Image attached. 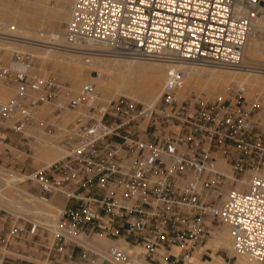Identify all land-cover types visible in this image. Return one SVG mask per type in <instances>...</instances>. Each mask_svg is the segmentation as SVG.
<instances>
[{"label": "built area", "instance_id": "2783aa9c", "mask_svg": "<svg viewBox=\"0 0 264 264\" xmlns=\"http://www.w3.org/2000/svg\"><path fill=\"white\" fill-rule=\"evenodd\" d=\"M263 14L264 0H75L54 42L85 55L170 65L154 105L124 96L104 101L91 83L73 95L35 74L32 55L15 52L9 63L0 57V80L16 90L0 103V140L6 131L25 135L44 106H55L58 116L79 114L62 142L66 157L30 177L42 201H62L48 259H100L84 240L101 235L114 242L102 264H193L224 225L237 253L264 264L260 104L248 102L246 85L214 102L179 97L189 67L247 70L246 44ZM30 224L32 234L51 233ZM22 230L9 231L4 249ZM9 259L0 253V264Z\"/></svg>", "mask_w": 264, "mask_h": 264}, {"label": "bare ground", "instance_id": "6f19581e", "mask_svg": "<svg viewBox=\"0 0 264 264\" xmlns=\"http://www.w3.org/2000/svg\"><path fill=\"white\" fill-rule=\"evenodd\" d=\"M3 1L5 0H0V34L8 33L10 37H0V50L8 54L14 49L20 53L27 52L37 58L41 64L38 71L40 76L48 78V67H51L54 72L59 71L58 78L70 82V91L73 95H78L83 84L88 80L89 83L98 85L102 99H104L103 96H109L111 99L124 96L146 105H154L159 101L166 75L172 68L170 65L155 61L109 57L99 52L85 55V53L71 50L54 42L57 36L65 33L62 27L70 21L75 0H56L53 8L48 6L50 0H23L22 3L17 0L15 2ZM11 27H14L13 31ZM243 63L248 68L247 70L189 67L185 88L180 93V99L189 98L192 91H197L198 94L205 92L208 95L219 93V96L223 97L227 91L241 85L248 87V98L253 96L255 100V97L264 96V14L259 18L255 32L247 41ZM86 70H97L100 77L87 76ZM11 91L13 90L0 85V103L3 98L5 102L8 96L16 92V90L14 93ZM47 113L48 110L43 109L39 115L43 116ZM75 114L70 115V112L69 115L64 114L63 120L59 122L61 136L65 137L68 124L76 122ZM26 135L36 139L37 148H34L37 150L36 159L43 163V167L66 157L67 150L62 145L63 141L57 142L53 134H46L43 129L39 128V125L27 128ZM218 166L222 171L229 170L224 162H219ZM24 180L26 177L7 174L0 170V206L16 215H23L24 218L26 216L30 221L44 225L51 230L53 239L62 211V201L54 198L50 202H44L26 190L20 191L22 195L19 198L14 191L19 190L18 185ZM216 229L213 237L191 259L194 264H225L221 256L216 257L209 251L237 253L233 247L228 227L223 226L221 230ZM113 243L101 235H95L91 240H84L86 246L100 254L101 258L98 263L96 262L97 264H102L104 253ZM202 253L211 254L214 261H202L200 259ZM236 256L238 259L234 264H257L244 254L238 253ZM137 264L146 263L138 260Z\"/></svg>", "mask_w": 264, "mask_h": 264}, {"label": "rangeland", "instance_id": "374dc122", "mask_svg": "<svg viewBox=\"0 0 264 264\" xmlns=\"http://www.w3.org/2000/svg\"><path fill=\"white\" fill-rule=\"evenodd\" d=\"M9 1L15 2L16 0H5L3 2H9ZM17 1H20L21 3L23 2V0H17ZM55 5H56V0H50L49 1L48 6L50 8H53ZM66 27H67V24L65 23V24H63L62 29L65 30ZM13 50H11V53H8V54H6L5 51L0 50L1 59L3 58L2 60L4 61L7 58L4 61L5 63H9L12 59L13 53L17 52L15 50L13 52ZM23 53L29 54L27 52H23ZM34 59H35L34 60L35 61V66H34L35 74L39 75L38 71L41 68V64L37 58H34ZM152 62H154V61H152ZM155 62H157V61H155ZM48 71H49L48 78H51V79H53V80H55V81H57L63 85H66L69 88L71 87V84L69 81H62L61 79L58 78V74L60 73L59 71L54 72L53 69H51V67H48ZM94 71H97V70H86V75L87 76L91 75L93 77H96ZM2 84H4V85H2ZM86 84H89L88 80H87V82H85L83 84V86ZM0 85L4 88L6 87L9 89H12L13 90V91H11L12 93H14V91H15L14 88L11 85H9L6 81L0 80ZM97 87H98V85H97ZM233 90H234V88L230 91H227V94L225 96H223V98L224 99L228 98L231 95ZM15 93L11 94L10 96L16 95ZM10 96L7 97V99H6L7 101L13 97V96L12 97H10ZM219 97H220L219 93H216V95L215 94L208 95L205 92L198 94L197 91H192L188 99H190V100H193V99L198 100L199 99L205 103H208V102H214ZM252 97H249L252 100H250L248 98V102H250V103L258 102L260 104V108L258 109L260 114L258 117L261 119V121H264V96L255 97V100L257 99V101H255ZM103 98H104V101H106V99L107 100L111 99V98H109V96H103ZM4 99L5 98H3L1 100V103H4ZM6 100H5V102H6ZM46 107H48V108H46ZM43 109L48 110V113L43 115V116L38 115L35 118L34 122L32 123L31 127H35V126L39 125V128L41 130L43 129V131L46 134H49V135L53 134L52 136L57 142L64 141V139L67 138V135L70 133L71 128L75 125L76 122H74L73 124H72V122L70 124H68L67 130H66L67 135L65 134V137L61 136V134H60L59 129H61V128L59 126V122L63 120L65 113H67V115H69V112H70V115H72V113L73 114H75V113L71 112V111H67L64 114H62L61 116H58V113H56L57 108L55 106H50V105L44 106L42 108V110ZM49 111H50V113H49ZM76 114L78 115L77 112H76ZM76 114L74 116H75V118L78 119L79 115L76 116ZM57 121H58V123H57ZM57 132H58V135H57ZM59 136H61L62 138ZM3 137H5V138L7 137L8 139L4 142L0 141V170L6 172L7 174L12 173V174H16L19 176L26 177V180L19 183V185H18L19 190L14 191V194L20 198L22 195V193L20 191L26 190L30 194H32L36 197H39V190L36 187V185L30 179V177H32L37 171H39L40 169L43 168V163L41 161H37V159H36L37 150L34 149V148H37L36 144H35L36 139L33 137H30V136H27L26 134L21 135V134H16V133L11 132V131H6L3 135ZM30 223H35V222L32 220L30 221V219L27 218L26 216L24 218L23 215L22 216L16 215L13 212H11V211L0 206V227L3 228L5 226L11 224L12 226H17V227H20L21 229H25L26 224H27V226H31ZM223 226L224 225H219L218 230H221ZM216 230L217 229H215L214 232H216ZM8 238H9V232H6L4 237H2V239L0 240V253L6 252L10 258L9 261L11 259L22 258V259H26V260L30 261L32 264H58L56 257L54 255L51 256L50 259H48V248H50L53 245L52 243H54V238H55V237H53V239H52L51 233H44L43 231H39V232H36V234H30L29 235L28 239L32 242L37 243V244H34L33 248L27 249L30 252V255L18 254L14 250H12L11 248L4 249V246H3L4 243L3 242L5 241V239H8ZM20 239H21V235H17L16 238L11 239V241L15 247L20 245V243H18V242H20ZM21 245H24V243H21ZM41 245L44 247L41 248ZM209 252L211 254L214 253L216 257L221 256L224 259L225 264H234L238 259V256H236L238 253L231 254L227 251H219V252L209 251ZM211 254L205 255L203 257V261H208V260L214 261V257ZM98 260H99V258H95V257L90 258L89 257L88 262L86 264H92L93 262H95L94 264H97ZM64 264H76V262L64 263Z\"/></svg>", "mask_w": 264, "mask_h": 264}, {"label": "crops", "instance_id": "0c3cea01", "mask_svg": "<svg viewBox=\"0 0 264 264\" xmlns=\"http://www.w3.org/2000/svg\"><path fill=\"white\" fill-rule=\"evenodd\" d=\"M14 226H12L11 224L5 226V227H0V240L2 239V237H4V235L6 234V232H9L13 229ZM31 226H27V224L25 225V229L22 230L21 233V239H20V245L15 247L14 245H12L10 248L12 250H14L16 253L21 254V255H30V252L27 250L29 248H33L34 244H37L35 242H32L28 239L29 235L32 234L31 233ZM21 243H24V245H21ZM44 247L41 245V248ZM194 258V257H193ZM192 258V259H193ZM200 259L203 261V257L201 256ZM26 259H22V258H18V259H11L10 261H8L7 264H24V261ZM193 263V261H191ZM194 264V263H193Z\"/></svg>", "mask_w": 264, "mask_h": 264}]
</instances>
